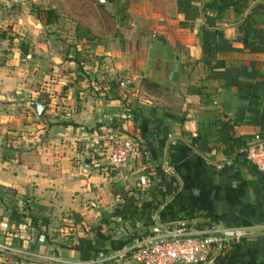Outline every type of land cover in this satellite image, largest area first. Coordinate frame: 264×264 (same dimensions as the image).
Instances as JSON below:
<instances>
[{"label": "crops", "instance_id": "0c3cea01", "mask_svg": "<svg viewBox=\"0 0 264 264\" xmlns=\"http://www.w3.org/2000/svg\"><path fill=\"white\" fill-rule=\"evenodd\" d=\"M24 1L0 0V264H123L148 227L112 212L140 194L164 223L242 229L214 264H264V173L240 153L264 137V0H72L82 27ZM101 115L154 159L106 171Z\"/></svg>", "mask_w": 264, "mask_h": 264}, {"label": "built area", "instance_id": "2783aa9c", "mask_svg": "<svg viewBox=\"0 0 264 264\" xmlns=\"http://www.w3.org/2000/svg\"><path fill=\"white\" fill-rule=\"evenodd\" d=\"M118 85L125 89V83ZM96 124L90 148L103 159L106 171L117 172L137 158L149 160L148 150L124 137L114 119L101 115ZM240 153L250 166L264 173V137L254 136ZM159 168L163 174H171L165 160L159 163ZM161 208L152 214L146 233L118 253L123 264H214L224 250L239 244L243 237L242 229L225 227L219 222L205 226L188 221L164 223L159 215ZM260 229L264 231V226Z\"/></svg>", "mask_w": 264, "mask_h": 264}, {"label": "rangeland", "instance_id": "374dc122", "mask_svg": "<svg viewBox=\"0 0 264 264\" xmlns=\"http://www.w3.org/2000/svg\"><path fill=\"white\" fill-rule=\"evenodd\" d=\"M33 2L34 3H32L31 5H29L28 2H25L24 1L22 7L14 8V9H18V12H19V11H22V8H23V11H28L29 10V11H32V13H41L42 14V12L44 11L43 10L44 8L49 9V7L51 6V7H53V12H54L55 17H56L55 19L52 18L51 21H54V24L55 25L62 24V26L66 27L65 26V23L67 24L68 21H71V26H80V27H82L81 26L82 23H88L89 22V20H88V13H89L88 6L83 1L80 2V3H76V2H73L72 0H63V2L61 3L58 0H49V2H47V0H45V1L44 0H34ZM64 9L66 11H69V12L70 11L71 12L72 11H78L81 14L80 19H77V20L76 19L75 20H73V19L68 20L67 19V20H65V18L59 17L60 14L62 13V11ZM61 28H63V27H61ZM79 30H81V31L83 30L84 31L83 34L85 33V35L88 36V33L86 32L87 30L84 29V27H83V29H79ZM70 31H71L70 29H65L63 31L64 33H66V36L65 37H69L68 36L69 35L68 32H70ZM51 36H53V34ZM59 36H61V34H58V35L52 37V39H50V40H52V41L62 40L61 38H59ZM85 39L86 40H85L84 44L87 45V43H88L87 42L88 37L85 38ZM25 40L26 39L23 38V41H25ZM64 40H66V39H64ZM146 190L148 191L149 189H146ZM131 192L133 193L134 190H132ZM137 193H139V192H137ZM145 199H146V197L144 195H141L140 194V195H138L136 197V202H138V204L142 205L143 203H145ZM140 232H142V230H140Z\"/></svg>", "mask_w": 264, "mask_h": 264}, {"label": "trees", "instance_id": "16d2710c", "mask_svg": "<svg viewBox=\"0 0 264 264\" xmlns=\"http://www.w3.org/2000/svg\"><path fill=\"white\" fill-rule=\"evenodd\" d=\"M44 16H45V21L50 22V17L53 14L52 10H44L43 11ZM88 36L86 35V38ZM155 207L152 205V203H143L139 207L136 206V199H134V196H129L125 200L123 204H120L116 206L112 212L113 217H119L121 219L124 218H131L134 215H140V217L145 220V223L142 225L143 227H149L151 225V221L149 220V217L151 213H153ZM147 231V230H146ZM144 231L142 234H140L138 237H131L127 238L124 240L120 245L114 246L115 249H121L122 247L124 248L130 241L131 239H139L142 235L146 233ZM78 252L80 254V259L81 260H86L87 259V253L90 250L89 243L87 241H79L78 244Z\"/></svg>", "mask_w": 264, "mask_h": 264}, {"label": "water", "instance_id": "95a60500", "mask_svg": "<svg viewBox=\"0 0 264 264\" xmlns=\"http://www.w3.org/2000/svg\"><path fill=\"white\" fill-rule=\"evenodd\" d=\"M32 109L34 110V112L36 113V115H39L40 114V108L38 105H33L32 106ZM149 154L151 156L152 159H154V155H153V152L151 150H149Z\"/></svg>", "mask_w": 264, "mask_h": 264}]
</instances>
